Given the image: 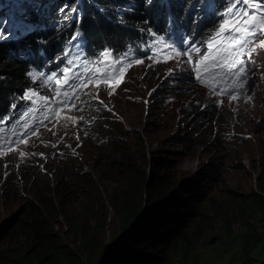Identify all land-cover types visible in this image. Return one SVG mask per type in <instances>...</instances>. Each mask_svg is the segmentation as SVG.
Segmentation results:
<instances>
[{"label":"trees","instance_id":"16d2710c","mask_svg":"<svg viewBox=\"0 0 264 264\" xmlns=\"http://www.w3.org/2000/svg\"><path fill=\"white\" fill-rule=\"evenodd\" d=\"M40 1L43 6L37 7L35 14L28 16L26 21L38 19L43 30L47 29L56 34L57 29H49L48 24L55 18H60L63 24H69V32L73 29L81 35L79 48L85 52L95 49L96 44L101 41L114 42L121 52L127 45L133 44L137 38L144 35V32H148L149 27L157 23L164 26L166 17L175 15L179 18L184 15L192 3V0H131L130 9L122 11L115 5V2L120 0ZM250 1H255L257 10L264 8L262 0ZM230 2L227 11L231 6ZM238 20H232V23ZM25 68L23 61L14 59L11 55L0 54V114L9 103L10 93L21 90L26 84ZM154 106L160 105L155 103ZM200 107L201 104L197 106V110L202 115L200 118L204 117V120L195 121L189 140L197 141L203 137L206 143H211L215 139L212 137V130L217 112L208 106L203 109H199ZM161 113H164L165 117L161 116ZM160 117L170 118L172 113L162 110L158 113V118ZM113 125L124 133L128 132L121 121L115 120ZM109 131L114 141V131L111 128ZM124 139H121L119 146L123 144ZM180 142H184V139ZM224 143L225 141L221 142ZM137 161L147 162L146 154L140 152L138 160L134 161L132 154L123 150L120 159L111 164L108 162V167L114 168L117 175L127 171L134 176ZM165 166L166 159L155 156L152 162L153 174L149 179L142 176L140 180L133 181L131 186L115 193L111 204L121 223V235L110 247L107 243L102 244V241H99V235L106 223V219L101 220L102 214L99 212L93 216L96 222L91 221V216L85 217L87 212L69 220L74 229L69 235L78 236L75 243L67 242L66 236L55 232V216L70 210L74 205L71 203L78 200L76 191L73 187H65L63 193L56 192L50 182L45 181V174L39 176V172H36L38 178L30 175L32 182L35 181V189L34 194L25 199L24 210L22 209L25 220L20 224V229L27 237L24 246L28 248L31 241L35 250L10 252L13 249L2 247L0 241V264H156L162 259L172 258L175 256V245L179 238L185 235L184 228L190 224L191 215L198 211L194 209L195 197L188 201L177 197L175 192L168 194L169 191H165L170 177L166 173L156 172ZM70 167L66 165V169ZM259 179L257 190L240 194L230 205L231 215L222 217L227 230L225 252L228 259L225 264H264V170ZM40 182H46V187L39 188L37 183ZM18 186L19 178L9 177L5 181V196H13L14 191H17L18 196ZM53 194L55 195L52 197ZM138 200H145L146 207L138 205ZM237 222L240 226L233 229L232 226ZM181 262L217 264L213 259L195 257Z\"/></svg>","mask_w":264,"mask_h":264},{"label":"rangeland","instance_id":"374dc122","mask_svg":"<svg viewBox=\"0 0 264 264\" xmlns=\"http://www.w3.org/2000/svg\"><path fill=\"white\" fill-rule=\"evenodd\" d=\"M32 1L36 4L35 0ZM130 3L131 0H120L115 2V5L126 11L130 9ZM204 3L205 0H196L199 7ZM20 4L17 14L22 19L31 5ZM0 6V16L4 14L5 9L7 12L11 10V6L5 7L2 4V0ZM22 30L27 31L24 27ZM260 32H264V23L261 24ZM255 44L252 57H256L255 62L260 68L264 66V35L259 36ZM146 68V64L129 66V70L120 81L124 85L116 91H105L100 95L104 103L98 104V113L106 109L109 113L120 116L124 129L128 130L124 133L116 128L113 122L111 123V129L115 134L114 142L117 145L110 142L104 147H98L94 140L90 139L80 148L81 153L75 159H71L74 165L70 168L58 167L55 170L56 162L47 164L46 168L49 171L46 173L45 181L50 182L52 189L63 193L65 187H73L76 197L78 196V200L71 203L74 205L68 212L64 211L55 216V232L66 236L67 242L75 243L78 236L69 235L74 230L69 220L73 216L78 217L81 213L87 212L85 217L91 216V221L96 222L93 216L99 212L102 214L101 220L106 219L99 241H102V244L107 243L110 247L121 235V223L116 217L111 200L117 191L131 186L133 181L140 180L142 176L149 179L153 174L154 157L162 156L166 159L167 166L159 168L156 172L166 173L170 177L165 185V191H169L168 194L175 192L177 197L187 200L195 197L194 209L198 213L191 215L190 224L184 228L185 235L181 236L175 245V256L162 259L156 264H183L181 261L193 257L213 259L217 264H225L228 259L225 252L227 230L222 217L231 215L230 205L240 194L257 190L258 179L264 170V90H260L255 110L245 113L247 121L237 127L241 134H250L251 137L233 142L225 140L224 144H221L222 139L206 143L205 138L180 142L181 139L187 141L191 134L176 113L170 118H158L161 109L154 106L158 101L155 99L163 97L168 88L164 87L166 82L161 81L162 75L159 77L147 75ZM185 73L189 74L190 70ZM184 86L186 84L181 85ZM189 89L191 88L186 90ZM179 101L182 102L180 99ZM147 103H150L149 106ZM167 110L171 112L172 108ZM179 123L182 125L180 129ZM102 129L103 132L99 135L100 145L103 143L102 136L107 133L105 128ZM217 130H220L219 127ZM123 138L127 141L119 146ZM123 150L130 152L134 161L138 160L140 152L147 156V162H136L134 176L127 171L117 175L114 168L108 167V162L120 159ZM34 182L26 176L25 181L18 186L20 194L17 196V191H14V197L10 195L6 199L2 197L0 185V241L2 247L13 249L10 252L35 250L31 241L28 248L24 246L27 237L20 229V224L25 220L22 209L25 199L34 194ZM37 186L44 188L46 182L37 183ZM136 203L142 208L147 205L145 200H138ZM239 226L240 223L237 222L232 228L236 229Z\"/></svg>","mask_w":264,"mask_h":264},{"label":"clouds","instance_id":"9594fccd","mask_svg":"<svg viewBox=\"0 0 264 264\" xmlns=\"http://www.w3.org/2000/svg\"><path fill=\"white\" fill-rule=\"evenodd\" d=\"M254 59L256 60V58ZM255 60L251 64V74L244 86L235 94V97H223V101L215 96L212 91L200 88L195 81L187 76L176 77V72L171 74L167 73V70L145 69V73L157 77L162 75L161 81L166 82L164 87L168 88L167 93L163 97L155 99L158 100L157 102L160 105L158 109L162 111L172 108V115L174 113L178 114V119L183 120L184 127L190 132L194 129V123L197 119L204 120V117L200 118L202 115L198 112L197 106L201 104L199 109L208 106L217 112L212 130L214 140L222 139V141L233 142L237 139L241 140L245 137H251L250 134H241L237 127L247 121L245 113L255 110L260 90H264V66L259 68ZM187 70H190L189 74L191 75V69L187 68ZM25 81L27 84L26 77ZM183 84H186V86L181 87ZM123 85L121 83L114 90L109 88L88 89L81 93L76 101V106H65L55 119L49 121L46 116L41 120L42 122L40 121L39 124L32 123L27 129L24 128V125L28 124V119L25 118L21 126V122L15 117L18 110H10L11 98L15 96L14 93L16 91L11 92L9 105L7 104L4 112L0 114V118H2L0 119V145H11L10 142L12 140H18L19 142L16 143L18 146L15 148H3L0 150L2 197L7 198L5 196V181L11 176L19 178V184L21 185L25 181L26 176L30 177L32 175L33 178H38L36 172H39V176L41 174L47 176L46 173L49 170L46 166L49 162H56L54 164L55 170L58 167L65 169L66 165H74V161L71 159H75L81 153L80 148L85 145L87 140L93 139L98 147H104L110 142L115 144L112 141L109 130L113 121H120V116H115L106 109L98 113L97 106L101 102L104 103L100 98L102 93L105 91H116ZM188 88L191 89L186 90ZM249 93H251L250 97ZM89 100L92 101L90 105L88 103ZM150 103L146 105L149 106ZM77 107L81 110L78 111ZM161 116L165 117V114L161 113ZM191 121H193L192 124H190ZM3 126L7 128H2ZM33 126L37 130L28 136H23V133ZM178 127L180 129L182 125L179 123ZM218 127L219 131L217 130ZM102 128H105L107 133L103 136L101 135L103 143L100 145L101 138L99 135L103 132ZM189 139L184 142L191 141ZM124 141H127V139L125 138ZM33 168H35L34 171Z\"/></svg>","mask_w":264,"mask_h":264},{"label":"snow or ice","instance_id":"6c2138e0","mask_svg":"<svg viewBox=\"0 0 264 264\" xmlns=\"http://www.w3.org/2000/svg\"><path fill=\"white\" fill-rule=\"evenodd\" d=\"M262 2H264V0H262ZM232 3L234 5L236 4H244L245 5V10L244 11H240L238 8L233 10L232 8H229L228 11H226L223 14L222 18H232L233 20H238L241 17H244L247 11V4H248V0H232ZM262 16H264V13L261 14ZM245 27L242 28H235V29H229L224 36L225 40L231 41V40H243V43L241 44V47H243L244 45L250 44L251 45V49H255L256 44L255 41L257 39H259V36L264 35V32H258L257 29V24L255 22L252 21H248L245 20ZM221 31H224L223 29H221ZM246 32L247 35H243L242 33ZM73 39H76V37H73ZM200 48H203L204 52L208 51V45L206 44V42L201 41L199 48L195 46V42H191L186 48H183V51L185 54L188 53L189 50H191L193 53H196L199 51ZM250 49V51H251ZM233 51H236L235 49H233ZM176 55H178V53H176ZM244 55L247 56V53H245ZM103 53L101 54V57H98L97 60L102 59ZM116 59L120 60L122 59V57H116ZM196 59L199 60L200 57L199 55L196 56ZM190 63V61H189ZM213 63H219V61H213ZM232 63L235 65L236 64V59H233ZM251 64L252 61L249 59L247 60L246 63H240L235 69L234 71L231 72H225L224 74L226 76H228L230 79H235L236 74L237 73H243L240 81L238 82L239 84H243L248 80L249 75L251 74ZM193 73L197 72L198 69L196 68H192ZM109 73H105L104 77L105 79L109 78ZM209 75H216L215 72L213 73H209ZM64 76V71L61 70L58 73V77H62ZM85 76L84 73L80 72V73H74L71 77H69V83L67 85L66 91H73V90H77L79 89V91L75 92V95L73 96H63L61 97V102L57 103L55 105V109H59L60 107H65L68 105H72V106H76V101L79 98V96L81 95V93H83V89L80 87L81 82H87L92 80L94 77L89 75L87 77V80H83L82 78ZM193 78H196L195 75ZM55 92V89H53V93ZM236 94V90L232 89L229 92H226L225 95H230L235 97ZM251 93H249V97H250ZM25 99H29V97H24ZM91 100L88 101L89 105L91 104ZM102 103V102H101ZM47 109V105L43 106L41 108V111H45L46 112ZM77 110H81L79 107H77ZM23 115V114H22ZM2 119V118H0ZM47 119L50 121L52 119H55V110L49 115L47 116ZM42 122V121H41ZM46 126V125H45ZM36 127L33 126L32 128L28 129L27 131H25L23 133V136H28L29 134H32L36 131ZM18 140H12L10 143L12 145L18 143ZM3 145H0V147H2Z\"/></svg>","mask_w":264,"mask_h":264},{"label":"bare ground","instance_id":"6f19581e","mask_svg":"<svg viewBox=\"0 0 264 264\" xmlns=\"http://www.w3.org/2000/svg\"><path fill=\"white\" fill-rule=\"evenodd\" d=\"M231 5V4H230ZM197 8H198V6H197ZM1 19L3 20V22L6 24V23H8V19H4V17H1ZM4 43V42H3ZM0 46H2V44H0ZM68 114V113H67ZM259 181H260V179H259ZM192 199V198H191ZM189 201V200H188ZM244 212H245V210H244ZM118 213V212H117ZM245 217V216H244ZM36 220V219H35ZM36 223V222H35ZM42 224H43V222H42ZM37 226V225H36ZM42 228V227H41ZM44 228V227H43ZM39 236V235H38ZM44 237V236H43ZM42 237V238H43ZM57 239V238H56ZM46 241V240H45ZM52 248V247H51ZM50 248V249H51ZM45 258V257H44Z\"/></svg>","mask_w":264,"mask_h":264}]
</instances>
